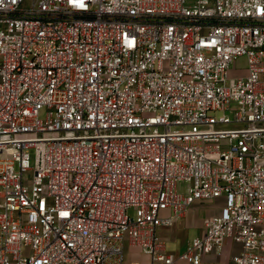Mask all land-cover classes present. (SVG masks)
<instances>
[{"label":"built area","instance_id":"2783aa9c","mask_svg":"<svg viewBox=\"0 0 264 264\" xmlns=\"http://www.w3.org/2000/svg\"><path fill=\"white\" fill-rule=\"evenodd\" d=\"M228 238L264 264V0H0V264H202Z\"/></svg>","mask_w":264,"mask_h":264},{"label":"rangeland","instance_id":"374dc122","mask_svg":"<svg viewBox=\"0 0 264 264\" xmlns=\"http://www.w3.org/2000/svg\"><path fill=\"white\" fill-rule=\"evenodd\" d=\"M247 65L246 57H239L235 63L232 65L229 74L232 77L240 76L244 72V67ZM45 110H42L40 113L41 118H45ZM230 114V112H227ZM218 115L222 114V112H217ZM185 186V183L179 184V190L182 191ZM210 203H217L220 205L222 200H210ZM209 202V201H207ZM202 203H195L192 205L196 207L201 205ZM219 209L214 208L210 205L200 206L195 209L193 213V218L191 216V212L185 214L179 221H177L171 227H160L157 229V234L161 240L166 242L167 251L173 252L174 254H179L185 249H187L193 242L196 236L200 235V221L203 220L207 214L210 212L216 213ZM188 216H191L192 220L188 221ZM232 251V246L227 245L226 248L220 250L212 259L202 264H225L226 258L229 253ZM149 256L142 252L141 248L135 245L126 244L125 247V263L124 264H148ZM187 263L183 261L182 264Z\"/></svg>","mask_w":264,"mask_h":264},{"label":"crops","instance_id":"0c3cea01","mask_svg":"<svg viewBox=\"0 0 264 264\" xmlns=\"http://www.w3.org/2000/svg\"><path fill=\"white\" fill-rule=\"evenodd\" d=\"M218 200H222V203L220 205H217V203H210L211 201H209V202H207V201H197L195 203H199L200 202L202 204L192 208V205L195 204V203H193L189 207V209L187 210L186 214L189 213V212H191V216L193 218V213H194L195 209L198 208V207H200V206H205V205H210V206H212L214 208H218L219 209L216 213H214V212H211L210 213L209 212L206 217L211 216V215L218 214L220 212L222 206L224 205V198L221 197V198L216 199L215 201H218ZM191 216H188V219L190 218L188 221L192 220ZM205 218L200 221V223H201L200 224L201 232L203 230V226H204L203 223H204ZM230 244L232 246V251L229 253L228 257L225 259L226 260L225 264H233L232 258H233V256L236 253H238V251L240 250L241 246H240V244H238L235 241H233L231 238L226 239V241L224 242V245H223V247L221 249H219L217 251H213L211 253L204 254L203 255V258H202V262L204 261L205 263H208L212 259L213 256H215L220 250L226 248V246L227 245H230Z\"/></svg>","mask_w":264,"mask_h":264}]
</instances>
